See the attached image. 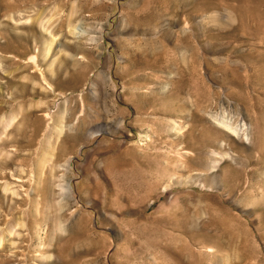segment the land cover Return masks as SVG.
Here are the masks:
<instances>
[{"label":"rangeland","instance_id":"obj_1","mask_svg":"<svg viewBox=\"0 0 264 264\" xmlns=\"http://www.w3.org/2000/svg\"><path fill=\"white\" fill-rule=\"evenodd\" d=\"M1 235L0 264H264V0H0Z\"/></svg>","mask_w":264,"mask_h":264},{"label":"bare ground","instance_id":"obj_2","mask_svg":"<svg viewBox=\"0 0 264 264\" xmlns=\"http://www.w3.org/2000/svg\"><path fill=\"white\" fill-rule=\"evenodd\" d=\"M33 62H35L36 61V56H31V58H30ZM233 130V129H232ZM227 131V130H226ZM234 132V131H233ZM229 133V132H228ZM236 134V133H235ZM236 135H239V134H236ZM249 140V139H248ZM10 223V221H7V224H9ZM6 229H10L9 231H10V233H14V230H13V228L12 227H7ZM6 229L5 230H3L2 231V234H4V232L6 231ZM15 234V233H14ZM2 240V235L0 236V241ZM13 245V244H12Z\"/></svg>","mask_w":264,"mask_h":264}]
</instances>
